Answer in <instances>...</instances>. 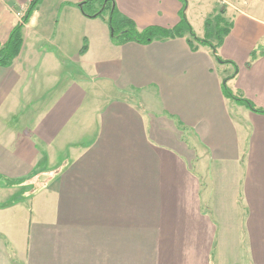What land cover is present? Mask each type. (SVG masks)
Returning <instances> with one entry per match:
<instances>
[{
	"label": "crops",
	"instance_id": "1",
	"mask_svg": "<svg viewBox=\"0 0 264 264\" xmlns=\"http://www.w3.org/2000/svg\"><path fill=\"white\" fill-rule=\"evenodd\" d=\"M84 1L39 0L0 66V264H264V114L222 92L264 111V0H111L198 38L224 11L216 52L115 45Z\"/></svg>",
	"mask_w": 264,
	"mask_h": 264
},
{
	"label": "trees",
	"instance_id": "2",
	"mask_svg": "<svg viewBox=\"0 0 264 264\" xmlns=\"http://www.w3.org/2000/svg\"><path fill=\"white\" fill-rule=\"evenodd\" d=\"M38 3L39 0L33 1L24 17L23 23L16 24L9 35L8 41L3 45L0 44L1 67L10 66L12 61L19 55L22 47V27L28 21ZM79 6L82 13L88 18H104L107 16L106 21L110 30V39L115 45H122L128 42L146 45L156 40L187 37V41L190 43L192 50L197 49L198 46H204L216 52L230 30V23L223 18L224 11H218L215 16L205 20L204 37L198 38L185 18H182L178 25L170 29L154 26L138 30L131 20L120 17L116 10L112 8L111 0H85ZM193 43H196L197 46H194ZM85 51L86 45L84 44L81 52L83 53ZM256 56V52L252 53L250 62ZM217 60L220 59L217 58ZM222 92L226 98L246 105L253 112L264 114L263 110L255 109L247 100L235 96L227 87V80L222 85ZM12 184L13 182H8V185Z\"/></svg>",
	"mask_w": 264,
	"mask_h": 264
},
{
	"label": "built area",
	"instance_id": "3",
	"mask_svg": "<svg viewBox=\"0 0 264 264\" xmlns=\"http://www.w3.org/2000/svg\"><path fill=\"white\" fill-rule=\"evenodd\" d=\"M34 0H25L24 4L17 10L14 15L16 17L17 23L22 24L24 17L29 10L31 4L33 3ZM220 3H224V0H219Z\"/></svg>",
	"mask_w": 264,
	"mask_h": 264
},
{
	"label": "rangeland",
	"instance_id": "4",
	"mask_svg": "<svg viewBox=\"0 0 264 264\" xmlns=\"http://www.w3.org/2000/svg\"><path fill=\"white\" fill-rule=\"evenodd\" d=\"M104 15H106V14L104 13Z\"/></svg>",
	"mask_w": 264,
	"mask_h": 264
}]
</instances>
